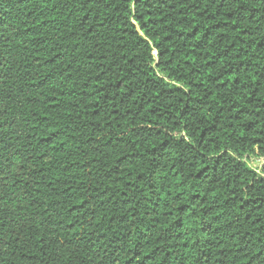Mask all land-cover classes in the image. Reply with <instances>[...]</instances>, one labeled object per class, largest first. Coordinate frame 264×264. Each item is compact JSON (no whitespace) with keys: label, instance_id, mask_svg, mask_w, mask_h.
<instances>
[{"label":"trees","instance_id":"obj_1","mask_svg":"<svg viewBox=\"0 0 264 264\" xmlns=\"http://www.w3.org/2000/svg\"><path fill=\"white\" fill-rule=\"evenodd\" d=\"M264 0H0V264H264Z\"/></svg>","mask_w":264,"mask_h":264},{"label":"rangeland","instance_id":"obj_2","mask_svg":"<svg viewBox=\"0 0 264 264\" xmlns=\"http://www.w3.org/2000/svg\"><path fill=\"white\" fill-rule=\"evenodd\" d=\"M249 163H250V165H252V167L259 168L264 164V157L252 156L249 159Z\"/></svg>","mask_w":264,"mask_h":264}]
</instances>
